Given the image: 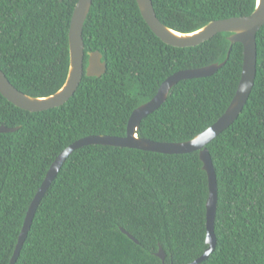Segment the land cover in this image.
<instances>
[{"label":"trees","instance_id":"trees-1","mask_svg":"<svg viewBox=\"0 0 264 264\" xmlns=\"http://www.w3.org/2000/svg\"><path fill=\"white\" fill-rule=\"evenodd\" d=\"M77 0H0V68L20 92L47 97L69 69L68 31ZM169 29L250 15L255 0H152ZM88 53L106 62L85 74L67 103L31 113L0 94V264H8L30 203L54 159L91 135L122 137L132 111L173 73L225 64L212 76L180 81L138 136L183 142L213 124L237 90L243 46L218 34L196 47L166 45L135 0H92L83 24ZM254 86L236 121L207 145L215 169L216 246L200 264H264V26L256 33ZM207 176L198 152L167 155L91 145L74 151L42 198L15 264H188L207 245ZM124 229L138 243L121 232Z\"/></svg>","mask_w":264,"mask_h":264},{"label":"water","instance_id":"water-1","mask_svg":"<svg viewBox=\"0 0 264 264\" xmlns=\"http://www.w3.org/2000/svg\"><path fill=\"white\" fill-rule=\"evenodd\" d=\"M135 1L148 28L166 45L177 48L196 47L218 34L227 33L229 34L227 40L230 43V48L227 53L228 57L231 46L235 43L241 44L243 46V63L241 77L235 95L225 112L213 124L209 125L208 128L190 140L183 142H158L139 137L138 130L140 128V122L165 103L170 91L180 81L210 77L225 64L227 59L222 63H213L200 68H185V70L177 71L168 76L150 100L139 105L132 111L126 122V134L124 136L91 135L78 139L70 144L52 162L39 190L30 203L28 210L25 212L26 215L23 225L8 264L16 263L28 231L30 230L35 215L34 213L37 211L42 198L50 188L66 159L74 151L91 145L136 149L167 155L198 152L199 160L202 163V170L207 176L208 185V197L205 204V244L207 248L200 257L188 264H200L204 262L215 249L214 219L216 218L218 191L215 169L207 145L236 121L253 89L257 65L256 33L264 26V0H255V8L248 16L214 20L191 33H180L169 29V27L163 24L156 16L152 0ZM59 2H62V0H59ZM91 6L92 0H77L74 7L68 31L69 69L62 87L52 95L35 98L16 89L0 68V94L8 102L31 113L58 108L67 103L74 95L84 74L87 77H101L106 72V62L103 61V56L99 51H91V53H88L87 66L84 69V41L82 33L83 24L86 22ZM18 129L19 127L10 128L0 125V133H12ZM121 232L130 240L138 243L124 229H121ZM155 255L161 260L162 264H167L165 262L166 254L161 245L158 246V251Z\"/></svg>","mask_w":264,"mask_h":264}]
</instances>
